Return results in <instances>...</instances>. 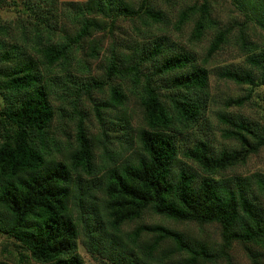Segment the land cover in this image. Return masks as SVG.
<instances>
[{
    "label": "trees",
    "instance_id": "obj_1",
    "mask_svg": "<svg viewBox=\"0 0 264 264\" xmlns=\"http://www.w3.org/2000/svg\"><path fill=\"white\" fill-rule=\"evenodd\" d=\"M219 1L231 9L224 19L216 0H0L13 14L0 18V234L7 239L0 264H85L79 244L109 264H231L233 243L262 264L264 173L224 172L264 149V119L227 111L264 88V0ZM170 17L176 29L190 27V43L209 34L201 57L153 32L122 49L112 40L103 76H77L99 54L96 35L112 33L116 20H129L135 37L155 26L161 32ZM83 44L87 58L78 60ZM230 46L241 62L212 73L248 89L214 111L229 142L215 147L204 118L213 99L206 66ZM124 82L138 99L137 127ZM93 91H106L94 104L98 134L77 113L72 140L60 143L49 126L64 109L51 97L74 107ZM111 126L120 129L116 149ZM145 214L213 225L219 241L139 222Z\"/></svg>",
    "mask_w": 264,
    "mask_h": 264
},
{
    "label": "rangeland",
    "instance_id": "obj_2",
    "mask_svg": "<svg viewBox=\"0 0 264 264\" xmlns=\"http://www.w3.org/2000/svg\"><path fill=\"white\" fill-rule=\"evenodd\" d=\"M60 1H68V0H60ZM72 1H81V0H72ZM192 1V0H188ZM217 1V9H219L222 15V18H226L228 15H231V9L230 6L227 3L221 2L219 0ZM236 19L237 14L234 16ZM0 18L9 20L13 18V14L5 9L0 8ZM162 30L159 31L158 26H155L149 30L141 29V32H139L138 35L134 37V28L132 26V23L129 20L125 19H118L115 21L112 33H106V32H100L96 35V37L100 40V49L99 54L96 59L94 60H88V68L86 71H78V77H85L87 76H94L100 78L103 76V67H102V61L104 57L108 56V45L112 40H115L116 43L119 45V49H122L120 46H124L129 43L131 38H135L137 40H140V38H146L147 34L150 35L153 32L156 33H164L165 35H169L170 40L174 43H179L187 50H190L193 52V54L196 56V58L201 57L204 54L209 34L205 35L199 42L190 43L188 40V31L189 26H183L182 29L178 30L175 27V24L173 22V17H170V22L163 23L161 25ZM178 45V44H177ZM87 51V48L85 47V44H83L82 48L78 50L76 53V58L78 60H83L87 58L85 56V52ZM126 52V50H123ZM128 52V50H127ZM233 57V50L230 46L229 50H221L218 53H216L207 63V69L209 72L208 75V90L210 93V96L213 98L211 99V102L209 104L208 109L206 110L204 114V118L206 119V123H208L209 127L206 129V133L209 136L210 140L212 141V145L215 147H220L222 145L228 144L229 142L224 141L219 137V132L217 130V123H216V117L213 114L214 111L221 107V101L223 98L227 96H238L245 93V91L248 89L245 85H235L232 82L224 81L221 79H217L213 73L212 69L220 64H226V63H239L241 62V58H232ZM77 71L76 67L71 68V72ZM74 79V78H73ZM78 80V79H77ZM75 81V79H74ZM79 82V81H78ZM116 79H111L110 83H116ZM124 92L126 96V112H128L132 116V127H137L140 125L141 122V112L138 106V99L136 97V94L133 92H129L128 89L130 88L128 82H124ZM251 96L249 100L241 107H230L227 111L231 113H240L245 116L249 117H256L264 119V88L260 87H254L251 90ZM106 91H103L102 93L93 91L91 93V97H85L81 96L78 101L77 105L72 107L68 104L61 103L60 100H58L55 97H51V103L52 105L57 108L59 106H62L64 109L63 116L54 117L52 120L49 131L52 134V136L55 137L56 140H58L60 143H64L66 139L72 140L74 136V126L77 119V113L82 115L83 118V125L86 128L87 132L93 136H96L98 134L99 128L97 121L94 116V104L95 102L101 101L105 98ZM0 105H1V98H0ZM119 132L120 129H116L115 126H111V128L108 130V140H110L109 146L112 149H116L120 143L119 138ZM263 172L264 173V149H259L257 153L251 154L248 156L246 161L243 164H239L231 169H228L224 172L226 175H230L233 173L237 174H248L251 172ZM139 222L141 223H150V222H158L160 224H163L165 226L176 228V229H184L189 231L191 234L197 237H202L205 240H208L210 242H217L219 241V233L217 227L213 225H205L201 228L197 227L194 224H184V223H175L173 221L167 220L165 218H162L160 216L155 215H148L145 214L139 219ZM135 223H131L130 225H127L124 227L125 230H131L134 228ZM7 245V239L0 234V258L5 257L4 249ZM78 253L81 255V257L84 260L85 264H109L104 258L96 255L95 253H89L85 250V248L82 246V244L78 245ZM230 262L231 264H251L250 260L248 259V256L246 255L244 249L239 243H233L230 250L228 251ZM261 263L264 264V258L261 259ZM208 264H226V262L223 259H219L214 263H208Z\"/></svg>",
    "mask_w": 264,
    "mask_h": 264
}]
</instances>
